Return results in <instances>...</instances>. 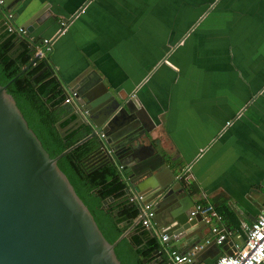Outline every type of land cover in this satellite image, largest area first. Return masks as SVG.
I'll return each instance as SVG.
<instances>
[{"label": "crops", "instance_id": "crops-1", "mask_svg": "<svg viewBox=\"0 0 264 264\" xmlns=\"http://www.w3.org/2000/svg\"><path fill=\"white\" fill-rule=\"evenodd\" d=\"M9 11L15 28L43 12L64 21L48 50L63 87L71 93L80 75L97 73L117 101L144 107L155 123L149 141L178 196L192 210L223 211L214 225L226 242L208 227L201 249L214 246L183 264H211L217 247L241 248L264 212V0H20ZM59 111L66 118L72 107ZM162 223L150 228L160 240Z\"/></svg>", "mask_w": 264, "mask_h": 264}, {"label": "water", "instance_id": "water-1", "mask_svg": "<svg viewBox=\"0 0 264 264\" xmlns=\"http://www.w3.org/2000/svg\"><path fill=\"white\" fill-rule=\"evenodd\" d=\"M19 1L2 0V6L11 10ZM45 15L41 13L25 27L26 35L40 38L41 44L54 38L56 28L63 29L62 23ZM40 58L37 53L19 75ZM70 87L78 95L71 104L72 112L57 123V129L62 136L81 125L92 128V132L52 158L8 93L7 85H0V264H121L115 252L119 241L111 244L105 238L58 166L65 153L92 138L99 145V160L118 164L128 186L126 193L135 194L141 208L152 205L153 221L163 220L165 245L173 242L171 248L187 247L192 252L201 246L208 225L201 214L191 216L193 206L189 199L185 203L178 196L183 190L177 191L175 175L149 141L155 123L148 111L132 101H117L97 73L84 72ZM64 93L69 95L68 88L64 87ZM72 116L75 119L69 127H61ZM214 243L196 251L193 258L205 255ZM217 249L219 253L211 264H217L224 251L233 254L227 247ZM161 257L162 253H157V258Z\"/></svg>", "mask_w": 264, "mask_h": 264}, {"label": "trees", "instance_id": "trees-1", "mask_svg": "<svg viewBox=\"0 0 264 264\" xmlns=\"http://www.w3.org/2000/svg\"><path fill=\"white\" fill-rule=\"evenodd\" d=\"M9 13L0 6V85H7L29 126L50 156L56 158L89 136L91 129H68L64 136L58 131L57 123L64 119L59 109L67 97L63 84L52 68L50 54L19 75L35 57L42 40L10 31ZM74 119L75 116L66 119L61 127L68 128ZM98 150L97 139L92 138L65 153L58 166L105 238L111 244L119 241L115 252L121 264H175L169 256L174 248L163 245L157 235L142 225V208L139 203L130 202L119 166L99 160ZM157 253H162V257L157 258Z\"/></svg>", "mask_w": 264, "mask_h": 264}, {"label": "built area", "instance_id": "built-area-1", "mask_svg": "<svg viewBox=\"0 0 264 264\" xmlns=\"http://www.w3.org/2000/svg\"><path fill=\"white\" fill-rule=\"evenodd\" d=\"M2 0H0V5L2 4ZM12 15H8V19H11ZM65 22L62 23L63 29L54 36V38L44 39L43 44L38 54L41 57L44 56L45 52L49 50L51 44L53 43L54 39L60 37L65 28ZM10 31H16L19 34H26V30L24 28H15L13 26H9ZM78 93L76 91H72L65 99L66 104L72 103V101L77 97ZM141 199V197H139ZM130 202H137L139 199L136 196H131L129 198ZM144 212V216H140V220H142V225L150 230L151 228V221L152 218L155 217V212L152 208V205H144L142 208ZM201 214L203 217V221L211 227V232L216 235V243L224 244L227 240L228 234L226 231L221 229L218 226L214 225L215 221H221L222 216L216 211V209L210 204H197L194 206L191 216H196ZM142 215V214H141ZM161 240L164 242L167 240L166 235H161ZM209 241H206V244ZM203 244L201 246H196L192 253L181 254L176 251H171L169 256L170 259L175 264H183L191 262V256L196 251L201 250ZM217 264H264V212L259 216L256 222L247 229V235L245 239V243L241 248H238L233 252L232 255L224 254L220 259L217 261Z\"/></svg>", "mask_w": 264, "mask_h": 264}, {"label": "rangeland", "instance_id": "rangeland-1", "mask_svg": "<svg viewBox=\"0 0 264 264\" xmlns=\"http://www.w3.org/2000/svg\"><path fill=\"white\" fill-rule=\"evenodd\" d=\"M0 6H2V4H1ZM8 11H9V10H8ZM9 12H10V11H9ZM8 15H11V14L9 13ZM8 15H7V19H8ZM11 19H12V18H11ZM11 19H8V21H10ZM62 22H64V21H62ZM62 22H60V23H62ZM9 24H10V22H9ZM10 25H11V24H10ZM48 54H50V52L46 51L45 54H44V56L48 57Z\"/></svg>", "mask_w": 264, "mask_h": 264}, {"label": "flooded vegetation", "instance_id": "flooded-vegetation-1", "mask_svg": "<svg viewBox=\"0 0 264 264\" xmlns=\"http://www.w3.org/2000/svg\"><path fill=\"white\" fill-rule=\"evenodd\" d=\"M73 102V101H72ZM72 103H70V105H71ZM145 125H147V127H148V129L151 127L150 125H149V123H147L146 122V124ZM69 127V126H68ZM84 128H88V127H82V130L84 129ZM91 129V132H92V128H90Z\"/></svg>", "mask_w": 264, "mask_h": 264}]
</instances>
